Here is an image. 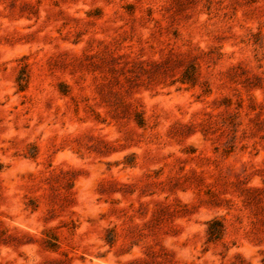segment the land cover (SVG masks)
<instances>
[{
    "label": "rangeland",
    "instance_id": "rangeland-1",
    "mask_svg": "<svg viewBox=\"0 0 264 264\" xmlns=\"http://www.w3.org/2000/svg\"><path fill=\"white\" fill-rule=\"evenodd\" d=\"M0 264H264V0H0Z\"/></svg>",
    "mask_w": 264,
    "mask_h": 264
}]
</instances>
